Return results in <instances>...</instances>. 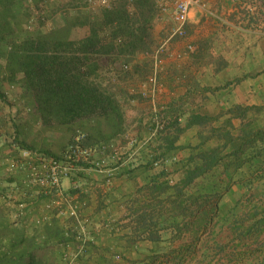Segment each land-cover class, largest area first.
<instances>
[{
    "label": "trees",
    "instance_id": "trees-1",
    "mask_svg": "<svg viewBox=\"0 0 264 264\" xmlns=\"http://www.w3.org/2000/svg\"><path fill=\"white\" fill-rule=\"evenodd\" d=\"M38 3L40 0H0V64H3L5 80L21 86L22 92L30 98L29 109L33 117L45 130L72 136L83 134L86 147L112 143L125 133L122 108L116 97L95 80L102 73L117 75L119 71H126L128 68L124 67L135 56L151 53L150 30L157 0H110L93 10L85 7L84 10L66 9V5L61 9L62 23L57 27L42 34L27 32L20 37L21 25L29 18L26 10H36ZM77 29L85 31L78 39L73 38ZM254 110L246 107L229 110L226 114L230 117L220 127H212L207 134L203 129L218 117L190 115L181 128L182 115L172 111L166 117L164 131L156 138L163 142L157 150L167 152L184 130L192 126L202 128L199 145L188 148L190 154L183 163L182 178L176 187H171L178 207L186 210L187 202L198 204L201 226L210 223L209 214L201 211L205 202L214 199L215 213L217 203L229 192L233 182L248 187L264 178V126L247 120L249 112ZM233 120L240 121L238 127ZM11 122L15 127L13 142L17 148L37 151L19 139L17 124ZM171 131L175 135L169 138ZM163 152L150 162L155 158H166L168 155ZM41 153L58 158L47 151ZM251 169L254 171L248 176L246 171ZM215 170L222 174L215 181L217 193L185 195L186 189ZM154 188L159 194L171 189L167 182ZM261 213L255 221L256 230L264 229V207ZM257 214L255 212L253 217ZM139 218L140 225L147 226L144 218ZM43 233V243L37 245L34 237H28L23 229L9 222L0 205V264H59L56 260L58 252L52 251L48 243L54 240L61 244L65 235L57 230L53 232L48 225H44ZM155 238L149 240L154 242Z\"/></svg>",
    "mask_w": 264,
    "mask_h": 264
},
{
    "label": "rangeland",
    "instance_id": "rangeland-1",
    "mask_svg": "<svg viewBox=\"0 0 264 264\" xmlns=\"http://www.w3.org/2000/svg\"><path fill=\"white\" fill-rule=\"evenodd\" d=\"M109 1L40 0L36 10L33 8L26 10L29 13V18L27 21L24 20L21 25L23 31L20 37H24L27 32L42 34L47 30L57 27L63 20L61 9L66 5H68L66 9L80 8L84 10L83 8L85 7L86 9L93 10L106 5ZM163 7L162 0H157V11L152 29L150 30L151 39L153 40L151 53L149 55L139 54L135 56L133 61L127 65L128 70L117 72V75L123 79V82H116V79H114V77L118 78L116 74L113 77L107 73L100 74L95 80L102 89L113 94L120 103L122 101L126 103V93L123 90L124 85L128 83L131 86H140V88L142 85L149 87L150 79L155 77L157 88L153 100L142 99L149 102L152 101L158 112H164L165 109H157L156 98L164 87L161 75L165 68V62L169 60L175 63L181 58L182 54L187 55L194 50L192 45H187L185 46V50H181L182 54L172 52V45L189 35L188 25L185 26V35L182 38L172 37L171 35L175 26L170 17L171 12ZM24 13L25 11L22 14ZM215 15L221 20L226 18L224 15L218 13H215ZM84 33V30L77 29L73 33V38H81ZM204 46L207 48V43ZM156 50L159 51L158 57L161 59V65L157 69H154L153 56ZM218 63L216 64V68L218 67ZM2 67L3 64H0V93L3 95L0 98V119L4 120L5 123L0 122V130H4L3 135L6 136L5 145L12 149V143H14L13 137L15 135V130L13 131V127L9 123L10 120H8L9 115H11L9 110L19 107L18 110L21 113L12 112L16 117L15 122L18 128L19 139L23 140L27 146L33 147L39 152L47 151L50 155L60 158L74 135L47 131L35 120L31 109L30 112L24 111L26 108H30V98L22 92L20 85H11L5 80ZM157 136L152 138V140L156 139ZM121 137H124L122 140L129 144L130 136L124 134ZM147 138L148 136L146 135L144 138L136 140L139 143L138 146H141ZM152 140L146 142L143 148H147V145L151 146L150 141ZM112 144L125 159H127L128 154L139 148L137 145H134L135 148L131 146L132 151L131 149L129 151L116 146L114 141ZM158 147L159 145L155 144L154 141L150 149L154 152ZM157 151L148 157L145 164V167H148L151 171L147 173L144 171L137 172L133 181L128 182L127 186H124L125 191H129L130 195L126 206L129 207V212L132 213L133 218L130 220L124 219L123 221L125 222L122 220H106L99 223V225L101 224L100 228L107 230L112 235L110 239L120 244L129 241L128 236L120 234L123 229L126 227L139 228L137 234L130 236V241L141 242L147 240V250L146 252L134 253L132 256L134 260L131 261L127 260L120 250H117L114 254L109 253L110 262L108 264H264V229H255V221L260 218L262 214L261 210L264 207V178L248 187H241L242 185L233 187L240 185L239 182H233L230 186L231 192L224 194L221 200H219L217 203L218 209L215 213H213L214 199L205 202L201 211H206L209 214L208 219L210 223L207 226H201L198 222L200 217L198 204L191 203L192 201L190 200L191 202L186 203L188 205L186 206L188 207L186 210L178 207L174 188H171L176 187L182 178L184 160L180 159L186 156V151H183L185 153L178 156L180 159L172 153L173 155H168L166 158H155V161L151 163L150 161L159 155V150ZM139 163L140 160L138 161V157L135 154L123 167H136L135 165ZM8 165H0V168L3 169L2 173L0 172V185L6 178L4 168H8ZM8 171L11 173L14 169H8ZM253 171H246V174L250 176L249 174ZM221 177L220 171L215 170L212 174L200 179L193 186L186 189L184 193L186 196L193 197L198 194L217 193L218 189L216 188L215 181ZM165 182L168 183V187L171 188L170 190L162 194L154 191L155 186ZM4 189L0 191V205L11 224L23 229L28 237H34L38 245L39 243H43L45 237L43 236V229L46 224L43 223H50L49 227L52 228L53 232L57 230L66 233L65 239L61 244L54 240H50L48 243V246L53 249L52 251L58 252L56 260H58L59 264H68V262L62 259L63 253L66 252L69 257L74 254L76 255L80 245L83 243L81 254L75 258L73 263L69 264H86L87 261L84 260V257L91 243L88 233L91 223L83 217L79 207L77 218L71 217L66 205L62 204L64 202H61L60 197L55 196L49 199L45 205L43 204V211L36 213L37 216L35 214L36 218L34 217L35 219L46 217L48 220H43L40 224H36L33 218L32 220L29 219L30 221L24 220L26 223H23L24 221H18L17 215L21 208H19L17 201L14 200V192L5 193ZM7 195L10 196V199L6 197ZM50 200L55 201L56 204L53 203L50 208H47L46 206L50 203ZM123 206V210L127 213L125 203ZM255 212L258 214L253 217ZM50 215H53L54 218ZM139 217L144 218L143 221L146 222L147 226L140 225ZM143 229L146 231L143 232ZM249 229L252 230L248 231ZM153 236L156 237L155 240L157 239L154 242L149 240ZM180 250L183 251L178 252ZM96 253L99 254V252Z\"/></svg>",
    "mask_w": 264,
    "mask_h": 264
},
{
    "label": "crops",
    "instance_id": "crops-1",
    "mask_svg": "<svg viewBox=\"0 0 264 264\" xmlns=\"http://www.w3.org/2000/svg\"><path fill=\"white\" fill-rule=\"evenodd\" d=\"M162 4L172 14L170 0H162ZM204 5V9L195 7L190 11L187 24L189 35L172 45L173 53L182 54L181 50H185L187 45H192L194 50L187 55L182 54L175 63L166 60L161 75L164 87L156 98L157 109H165L164 112L160 111L165 118L172 111H176L177 115H182L181 128L184 127L190 115L218 117L217 121H213L203 129L204 134H207L212 127H220L230 117L226 114L229 110L235 107L253 108L255 110L249 112L247 120L252 119L255 125L263 127L264 0H204ZM215 13L224 15L226 18L218 19ZM205 43H207V48L204 46ZM217 62L219 63L216 68ZM109 74L114 77L113 73ZM114 79L118 83L123 82V79L119 77H114ZM123 90L126 93V103L123 101L119 103L124 117V134L135 140L149 136L155 105L139 97L140 86H131L127 83ZM18 109L19 107L9 110L11 115L8 120L11 125V121L16 124V117L12 112L21 113ZM0 122L5 123L2 119ZM232 123L238 127L240 121L233 120ZM201 131L202 128L199 126L184 130L177 135L170 151L166 152L161 149L159 153L164 151L163 153L166 152L169 156L173 153L178 157L186 151L185 157L181 159L178 157L185 161L190 154L188 148L199 145V132ZM3 134L4 130L1 129L0 165H9L8 168H4L6 178L0 185V191L5 188V193L14 192V200L21 208V212L17 215L18 221L32 220L36 218V213L43 211V204L45 205L55 196L44 193L34 185H29L25 170L15 169L9 173L8 169L17 153L5 145L6 136ZM168 135L171 138L175 133L171 131ZM118 138L114 140L116 146L132 151L131 145L122 140L124 137ZM154 141L157 145H163L162 140L154 139L150 141L151 146L147 145V148L134 150L133 156L136 154L138 161L140 160V165L136 164V167H122L114 171L112 177L107 178L106 175L83 166L80 171L73 173L70 179L63 181L64 197L77 204L80 213L91 223L88 230L91 243L84 257L86 264H108L110 262L109 253L114 254L117 250H120L129 261L134 260L132 257L134 253L146 252L147 240L130 241V236L137 234L139 228L126 227L123 229L120 234L128 236L129 241L120 244L110 239L112 235L100 228L99 223L106 220L123 221L133 218L129 207L126 206L130 195L129 191H125L124 186L133 181L137 172L151 171L145 167V164L148 157L154 153L150 149ZM179 147L182 149H178ZM96 158L98 155H95ZM2 171L3 169L0 168L1 173ZM237 186L241 185L233 187ZM230 192L231 190L227 194ZM6 197L10 199L9 195ZM61 202H63L62 199ZM124 203L127 213L123 210ZM25 221L23 223H26ZM43 224L50 226V223L44 222ZM62 233L66 235L64 231Z\"/></svg>",
    "mask_w": 264,
    "mask_h": 264
},
{
    "label": "built area",
    "instance_id": "built-area-1",
    "mask_svg": "<svg viewBox=\"0 0 264 264\" xmlns=\"http://www.w3.org/2000/svg\"><path fill=\"white\" fill-rule=\"evenodd\" d=\"M170 2L172 4L171 19L175 26L171 36L182 38L185 35V26L188 24L190 11L195 7L204 9V0H170ZM158 55L159 51L156 50L153 56L154 69H157L161 65V59ZM124 69H127V67L125 66ZM149 84V87L142 85L139 94L142 98L149 99L150 101V99L153 100L157 88L156 78H151ZM25 111L30 112V109L26 108ZM151 123L152 128L147 140L141 146H138L139 143L130 137L129 144L131 146L137 145L139 148H142L146 142L162 133L165 129L166 118L155 108ZM84 139L83 134L74 135L61 154V157L57 159L48 157L39 151L18 149L12 143V149L17 152V155L12 160L9 169L25 170L29 185L38 187L46 194L60 197L66 205L69 215L77 218L78 206L64 197L63 181L70 179L71 175L80 171L83 166H87L89 169L110 178L113 176L114 171L122 168L134 154V152L128 154L127 159H125L112 143L98 147H86L83 145ZM95 155H98V158L95 159ZM53 203L56 204L55 201H52L46 207L50 208ZM43 220H46V218L35 219V223L40 224ZM83 245L84 243L80 245L76 255L70 256L71 259L66 252L63 253V261L68 262V264L73 263L75 258L81 254Z\"/></svg>",
    "mask_w": 264,
    "mask_h": 264
}]
</instances>
